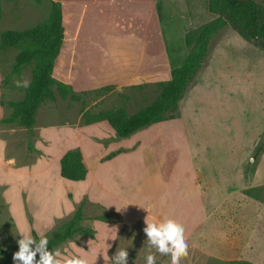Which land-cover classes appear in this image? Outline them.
Returning <instances> with one entry per match:
<instances>
[{
	"label": "rangeland",
	"instance_id": "1",
	"mask_svg": "<svg viewBox=\"0 0 264 264\" xmlns=\"http://www.w3.org/2000/svg\"><path fill=\"white\" fill-rule=\"evenodd\" d=\"M79 1L67 9L64 26L68 37L74 34L76 38L80 30V44L94 57L90 70H82L83 78L91 71L93 82L101 83L127 77L145 54L156 55L158 63L166 55L173 68L182 65L189 51L186 33L216 17L208 8V0H159L157 17L150 12L147 0ZM258 1L264 6V0ZM65 4L62 2V7L68 6ZM50 11L51 0H0V34L44 21ZM19 51V47H0V100L6 102L5 116L13 111L9 101H21L27 95V88L17 87L16 82L27 80L30 85L32 81L33 62L24 65L19 73H12ZM113 62L117 67H113ZM168 73L164 70L156 78L136 84H113L103 92L96 91L98 88L87 93L79 91L81 100L60 96L57 100H44L38 108L33 133L19 124L10 129L0 123V135L7 142L8 164L0 163V246L19 247L18 233L22 231L15 218L16 205L24 212L29 233L36 238L47 237L61 227L83 201L82 224L94 228L102 239L81 235L56 249L67 256L70 252L75 254L76 248H83L86 256L82 258L89 255L88 264H111V257L126 248L128 264H145L148 243L143 220L134 216L125 223L119 209H108L86 196L74 209L55 216L52 225L45 228L43 215L53 207L46 203V210L40 197L29 192L31 184L19 171L35 167V158L43 154L36 147L38 139L44 142L36 133L40 129L82 126L86 124L82 115L85 110L97 113L125 107L132 114L155 99L160 92L157 82L169 80ZM54 74L61 77L59 66ZM152 126L127 138L158 141L154 147L162 153L163 175L153 171L152 166L147 167L149 162L144 163L143 172L140 170L127 191L129 197L125 196L129 201L124 199L130 206L124 201L119 206L129 209L130 214H138L145 208L154 211L152 204L156 200L176 201V216L181 217L176 221L183 224L189 243V255L181 264H264V201L245 192L264 186V153L257 161L253 158L254 147L264 131V40L248 41L232 26L222 29L179 103V116ZM95 132L103 137L101 142L107 147L120 139L111 127L103 126ZM252 163L256 170L247 177ZM138 164L132 163L133 167ZM175 164L176 193L171 181L166 186L162 182ZM180 186L187 195L184 200H178ZM102 215L106 222H94L102 220L98 218ZM109 222H123L111 242L105 238L110 229L103 225ZM156 264H170V257L156 254Z\"/></svg>",
	"mask_w": 264,
	"mask_h": 264
},
{
	"label": "trees",
	"instance_id": "2",
	"mask_svg": "<svg viewBox=\"0 0 264 264\" xmlns=\"http://www.w3.org/2000/svg\"><path fill=\"white\" fill-rule=\"evenodd\" d=\"M209 10L216 15L210 22L200 28L190 30L185 35V42L189 48L184 63L171 69V78L159 81V94L148 105L130 114L125 107L102 110L91 113L83 112L86 124L107 121L114 129L118 138H127L139 130L162 123L179 116V103L185 96L195 76L209 56L214 37L227 26H232L238 34L248 41L264 40V6L258 0H208ZM65 27L63 25V7L61 0H51L50 16L33 26L25 29H8L0 34V47H19L15 58L13 74L21 68L34 63L32 81L27 87V95L21 101L11 100L8 105L13 111L4 116L0 123L6 125L19 124L33 133L36 115L40 104L47 99L57 100L71 97L81 100L72 85L54 77L55 60L60 53L64 40ZM113 85H105L96 91H105ZM83 93H87L83 91ZM5 105L4 100H0ZM264 153V131L254 147L253 158L259 160ZM246 176L256 170L252 163L247 168ZM61 175L71 180H83L87 177L88 169L79 148L69 149L61 158ZM167 178V174L164 175ZM248 195L264 201V186L248 188ZM81 202L72 217L61 227L54 230L47 238L49 250L56 249L62 243L73 239L76 235H86L95 238L94 228L82 224L84 204ZM98 218L106 221V216ZM36 234L35 231H33ZM39 239L38 235L36 236ZM19 247L6 248L0 246V264H15L14 252ZM39 257L37 256V259Z\"/></svg>",
	"mask_w": 264,
	"mask_h": 264
},
{
	"label": "crops",
	"instance_id": "3",
	"mask_svg": "<svg viewBox=\"0 0 264 264\" xmlns=\"http://www.w3.org/2000/svg\"><path fill=\"white\" fill-rule=\"evenodd\" d=\"M61 1L63 3H66L65 5L68 4V6H63L64 25L67 9H72L76 5V3L79 4L80 1ZM147 3H149L150 5V12L154 16H156L158 14L157 11L159 12V0H147ZM82 11L84 12V6L82 8ZM66 32L67 31L65 27L64 40L60 49V53L55 60L54 66V72L55 68L59 66L62 75L60 78H57L54 73L53 75L57 79L72 85L77 92L96 89L105 85L140 83L144 79L151 80L153 77L156 78L158 74L162 73V71L164 70H167L169 72V78H171V69L173 67H171L168 57H166V55L162 56L161 58H159L160 63H158V58L156 57V55L151 53L141 56L139 60V66H136V69L132 73H130V75L124 77L122 80L104 81L102 83L96 81L93 82L94 78L92 77L91 71H89V76L84 79L82 70H90V67L94 63V57L89 55L91 52L89 49L80 44V30L78 31V35L76 38H74V34L72 35V37H68ZM89 63L90 65H88ZM108 63L110 64L111 62ZM113 65V67H117L115 62H113ZM81 77L83 78L82 80ZM4 116L5 109L4 106L0 103V121ZM12 125L10 124L8 126H4L11 129ZM103 126L111 127L107 121H99L96 123L84 124L77 127H72L69 125L47 127L42 128L38 132H36L38 133L37 136H40L44 139V142L40 141V139H38V141L36 142V147L40 149L43 154L35 158V167H26L19 172L23 173L26 176V180L30 182L31 186H29V192H32L34 195L40 197V201L43 206H46V210H48L46 203H50L53 207L52 210H49L47 214L45 212L43 215V220L45 223L44 227L48 228L49 226H51L55 216H59V214L64 213V210L66 212H69V210L74 209L75 204L82 201L86 196L89 197V199L92 201H96L102 205H105L108 209H121L120 211L124 214L125 223H128L130 221V218L134 216L138 219H141V221L143 220L144 223L145 220H155L159 222L168 218H172L175 220L177 219L178 221L181 220V217L176 216V201L174 202V200L170 198L166 199L167 202L161 201L159 203V201L157 202L156 200L154 204H152V206H155L154 211H146V209H143V211L138 214H130L129 209L119 206L122 205L123 201L126 204L128 203L126 201H129V198L125 196L129 197L127 191L130 190V186L132 185L134 180L138 179L140 170L145 167L144 163L148 164L149 162L150 164L146 165L147 167L152 166L151 169L153 171H156V173L158 172L159 174L161 172L162 174V153L159 147H154V144H158V141H152L148 138L144 141L137 139L132 141L130 139L128 140V138H120L118 141L110 144V146H104V144L101 142V139H103V137L95 132L96 129H100ZM111 130L113 131V133H115L112 127ZM33 131H36V126H34ZM6 147V139L0 135V163L8 165L5 160ZM73 148H79L82 151L83 160L88 169L87 177L83 180L67 179L60 173L62 156L66 151ZM132 163L139 164L138 166L133 167ZM134 173L137 174L135 175ZM170 181L172 182L173 185L171 186L175 188L176 193V164L174 165L170 176L167 179H164V181L162 180L163 185L165 184L164 186H166V184L169 185L168 182ZM39 183H41V185ZM43 184L45 185L46 189L42 186ZM180 187L181 189L179 188L180 190L178 191V195L181 196L178 197V200H184L187 195L185 193V189H182V186ZM194 194H196V192H194ZM151 198L154 197H150L149 199L151 200ZM44 199L46 200V202H44ZM127 205H129V203ZM138 206L140 205L138 204ZM15 212L16 222L21 231L27 232L29 230L28 233L31 232L30 228L27 225L24 212L17 208V205ZM157 217H159V220L157 219ZM84 219L85 214L83 216V220ZM94 222L106 221L96 219ZM103 225L110 229L109 235L105 234V238H108L110 240L109 242H111L116 237L117 231L120 230L123 222H109L106 224L103 223ZM98 234H96V236H98L99 238L100 235ZM77 236L81 235H76L73 239H75ZM73 239H70L68 241H72ZM99 239L102 238L100 237ZM76 249L77 250L74 251L75 254H72L70 252L67 256H86V254H84L83 248ZM99 253L93 252L92 254L97 255ZM88 256L89 255H87V259ZM105 258L106 254L104 259Z\"/></svg>",
	"mask_w": 264,
	"mask_h": 264
},
{
	"label": "clouds",
	"instance_id": "4",
	"mask_svg": "<svg viewBox=\"0 0 264 264\" xmlns=\"http://www.w3.org/2000/svg\"><path fill=\"white\" fill-rule=\"evenodd\" d=\"M16 83L17 87L29 86L27 80ZM143 232L146 234L148 243L145 264H156V254L170 257V264H181V260L188 257L189 243L185 228L175 219L168 218L159 222L145 220ZM18 234L21 238L17 241L18 251L13 254L15 264H88L85 258L64 256L57 249L49 250V239L46 236H40L37 239L30 233L19 232ZM128 255L126 248L119 250L111 257V264H128Z\"/></svg>",
	"mask_w": 264,
	"mask_h": 264
}]
</instances>
